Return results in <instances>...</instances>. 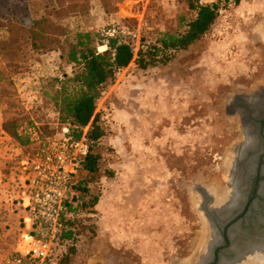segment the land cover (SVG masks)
<instances>
[{"label":"rangeland","instance_id":"1","mask_svg":"<svg viewBox=\"0 0 264 264\" xmlns=\"http://www.w3.org/2000/svg\"><path fill=\"white\" fill-rule=\"evenodd\" d=\"M15 2L26 4L33 17L51 15L54 28L59 26L55 32L91 30L101 43L100 30L116 25L126 32L119 37L136 51L155 44L162 33H183L196 16L189 0H80L58 9L57 16L50 14L51 0H1L0 263L25 246L24 235L31 232L18 204L27 187L22 159L40 141L64 133L43 86L73 70L51 50L32 47L30 22H17L10 35L6 19ZM200 2L220 6L217 21L200 40L186 50L160 54L147 68L132 62L104 88L97 111L108 138L94 149L102 154L101 170L92 179L79 178L87 200L114 189L113 204L105 212L96 206L82 210L76 252L67 264H186L190 258L187 264H201L206 256L209 230L194 195L203 203L196 187L208 184L211 208L217 210L211 187L232 180L234 189L238 180L232 177L240 179L238 168L229 171L224 165L229 182L217 185L226 182L222 165L242 137V122L228 112V104L238 93L264 88V0ZM101 46L98 50L105 51ZM6 122L27 130L31 144L15 141ZM68 248L58 250L59 264Z\"/></svg>","mask_w":264,"mask_h":264},{"label":"trees","instance_id":"2","mask_svg":"<svg viewBox=\"0 0 264 264\" xmlns=\"http://www.w3.org/2000/svg\"><path fill=\"white\" fill-rule=\"evenodd\" d=\"M51 1L55 4L50 14L56 16L59 13L58 9H68L70 5L80 2V0ZM224 1L240 4L244 0ZM189 7L195 11L196 16L187 24L183 33H162L155 44H146L138 51L132 42L115 37L109 41L108 48L103 52L98 50V45H105L104 42L101 43L98 34L91 30L55 32L59 26L56 25L54 28L56 20L51 15L33 17L27 5H21L19 2H15L10 8L11 17L9 20L6 19L11 27L10 35L14 32L17 22L25 24L30 22L31 24L27 25V39L31 41L32 47L38 50H60L62 60L73 65L71 74L64 72L63 78L53 77L44 84V95L55 105L59 113V122L67 126L70 134L76 139L86 135L91 147L89 156L74 184L76 196L69 206L78 217L68 221L63 242L64 248H69L62 254L60 264H67L70 256L76 252L73 243L77 236L80 213L85 209L94 211L99 202L98 197L87 200L86 184L79 177L86 174L92 179L101 170L102 154L95 152L94 149L101 145V140L107 135V130L101 122V115L97 111V103L104 88L115 80L120 70L127 68L132 62L137 63L141 68H147L158 61L160 54L166 55L169 51L188 49L212 28L220 15L218 2L202 3L200 0H189ZM168 60V57L163 59L164 62ZM47 87L51 89L47 90ZM20 127L12 122L5 123V130L15 141L22 146H29L30 134L27 130L20 132Z\"/></svg>","mask_w":264,"mask_h":264},{"label":"built area","instance_id":"3","mask_svg":"<svg viewBox=\"0 0 264 264\" xmlns=\"http://www.w3.org/2000/svg\"><path fill=\"white\" fill-rule=\"evenodd\" d=\"M116 25L104 27L99 35L106 49L112 38L125 34ZM62 77V75H61ZM84 135L74 138L67 126L60 138H47L22 159L27 187L18 202L26 211L25 246L18 248L0 264H59L64 248L63 235L68 221L78 214L70 209L76 191L74 184L90 153Z\"/></svg>","mask_w":264,"mask_h":264},{"label":"flooded vegetation","instance_id":"4","mask_svg":"<svg viewBox=\"0 0 264 264\" xmlns=\"http://www.w3.org/2000/svg\"><path fill=\"white\" fill-rule=\"evenodd\" d=\"M264 90V88H262ZM251 92H241L235 95L231 102L228 104V112L230 114H237L239 120L242 122V129H246L247 132L255 131L259 138L261 139V150L258 153L255 160V169L250 175V178H246L243 172L248 163L249 158H237L238 164L242 161L245 164L240 171V179H238L239 184V197L241 201L237 202V208L229 210L233 211L232 215L227 221H218V224L213 220L210 223L209 231V249L207 252V261L203 264H222V260L225 258L226 262H235L238 259V244H248L253 241H264V224L260 226V230L255 231L254 221H257L258 217H261V221L264 223V125L257 123L256 120L263 119L264 114L261 116H254L247 112V107L251 106L249 99H244L242 96L245 94H254L257 91ZM243 113V115H242ZM245 114V115H244ZM247 116V118H246ZM255 127V130H251V126ZM246 161V162H245ZM258 169L260 172H258ZM226 177V174H224ZM229 175V174H228ZM228 177H226L225 183L217 184H227ZM244 184V187H243ZM263 187V188H262ZM242 197V198H241ZM258 206V207H257ZM217 212V210H214ZM259 213V214H258ZM211 214L215 216L211 209ZM214 218L213 216H211ZM222 218L225 216H221ZM224 224H223V223ZM220 224V225H219ZM260 224V225H261ZM212 233V235H211ZM236 234V236H234ZM212 236V240H211ZM251 253H245L248 255ZM224 259V260H225ZM225 262V261H223Z\"/></svg>","mask_w":264,"mask_h":264},{"label":"bare ground","instance_id":"5","mask_svg":"<svg viewBox=\"0 0 264 264\" xmlns=\"http://www.w3.org/2000/svg\"><path fill=\"white\" fill-rule=\"evenodd\" d=\"M101 47H103V49H106V47L104 45H102ZM250 97H251V99L249 100V103H250L251 106H249L247 108V112L252 114V115H254V116L255 115L256 116L263 115L264 114V90L261 89L260 91H257L255 94H253ZM251 130H255V127L253 125L251 126ZM249 134L250 135L247 134V136H246V133H244V129H242L241 140L239 142H237V145H235V147H234L235 148V153H233V151H232V152H229L227 154V157H228V159L226 158L227 162H226V159H225V161H224V163L222 165V168H223L222 170H223L224 174H226V177L229 178L230 177V173L228 175V173L226 172L225 166H227L229 171H232V169L235 166L234 165L235 162H237V160H238V159L235 160L236 156H238L239 158H242V160L245 159V158H249L248 163H247V165H246V167L244 169L245 173L243 172V174L246 175L247 172H248L249 175H251L249 170L254 168V165H255L254 162L256 160V157H257L258 153L261 150V145L262 144H261V139L255 133V131H249ZM249 140H250V145H247V142ZM234 148H233V150H234ZM231 153H232V155H231ZM229 154H230V157L228 156ZM242 160L238 164L239 165L238 169L240 171H241L242 167H244V165H245L243 163L244 161H242ZM247 169H249V170H247ZM252 172H253V170H252ZM235 175H234V178L232 177V179H234V182H235V179H236V181L238 180V177H235ZM249 178H250V176L248 177V179ZM231 182H232V180L229 182V184ZM237 183H238V181H237ZM229 184L226 187H221V188H218L217 186H212L211 187V190L216 192L215 194H216V197H217L216 198L217 199L216 202L213 204V208H217V212L212 210L214 212L215 216L211 214V209H212L211 208V203H212L213 199L208 203V209H209V213L211 214V216L214 217V218L211 217V219H213L217 224H218V221H227L230 218V216L232 215V213H233V211L230 212L229 210H231V209H233L235 207L237 208V202H238L237 198H239V194L238 193H240V192L237 191L238 190L237 187H239V184L238 185L236 184L234 189L232 188L233 184L232 185H229ZM203 185L209 190L208 184H203ZM222 186H223V184H222ZM243 187H244V184H243ZM262 192L264 193V191H262ZM194 199H195V203H196L197 206L199 204H202L200 199H199V197L197 195H194ZM240 201H241V199L239 200V202ZM239 202H238V204H239ZM221 216H225V217L222 218ZM203 219H204L206 230L208 229L210 231L209 226H210V223H211V219L206 218L205 215L203 216ZM261 223L264 224L261 221V217H258L257 221H254V225H255V231L254 232H257V230L260 228V226H263ZM205 235H206V231H205ZM263 235H264V233H263ZM234 236H236V234ZM205 241H206V239H205ZM236 248H237V251H238V254H239L237 261H235V262H230L229 261V263L228 262H222V264H264V241L260 240V241H253V242L248 243V244H240V245L238 244V246ZM207 249H209V246H208ZM200 250H201V248H200ZM245 253H251V254L245 255ZM206 255H207V253H206ZM194 257H196V254H195ZM203 258H201V259H203L201 264H203V263H205L207 261V256H204ZM190 259H194V258H190ZM190 259L186 261V264L188 263V261H190Z\"/></svg>","mask_w":264,"mask_h":264},{"label":"water","instance_id":"6","mask_svg":"<svg viewBox=\"0 0 264 264\" xmlns=\"http://www.w3.org/2000/svg\"><path fill=\"white\" fill-rule=\"evenodd\" d=\"M254 94V92H252V94H245L243 95L242 97L244 99L248 98L249 100L251 99L250 96H252ZM250 97V98H249ZM248 108V107H247ZM243 115V113H242ZM245 115V114H244ZM264 117V116H263ZM247 118V116H246ZM256 122L258 123H261L262 125H264V118L263 119H260V120H256ZM244 133H246V136L247 134H249V132L246 131L245 127H244ZM256 133V132H255ZM257 134V133H256ZM263 147H264V142H263ZM237 148V147H236ZM233 153H235V148L233 150ZM238 158V156H236L235 160ZM235 167L236 169L239 167L238 165V162H235ZM238 165V166H237ZM254 169H255V166H254ZM258 172H260V170L258 169ZM196 191L199 192L202 196H203V199H204V202L201 204L200 208L201 210L205 213V216L206 218L208 219H211V214L209 213V209H208V203L213 199L214 195L210 193V191L205 187V186H197L196 187ZM212 220V219H211ZM213 221V220H212Z\"/></svg>","mask_w":264,"mask_h":264},{"label":"crops","instance_id":"7","mask_svg":"<svg viewBox=\"0 0 264 264\" xmlns=\"http://www.w3.org/2000/svg\"><path fill=\"white\" fill-rule=\"evenodd\" d=\"M50 52H52V54L54 55V58H58L59 61L63 62L62 58H61V52L60 50H51ZM67 73L71 74L70 72L67 71ZM104 138H108V136H104ZM114 194V189H108L105 191L104 195L101 196V198L99 199L98 204L96 205L97 209L99 208L100 211H108V207L111 206V204H113L112 199L114 198L113 194Z\"/></svg>","mask_w":264,"mask_h":264}]
</instances>
